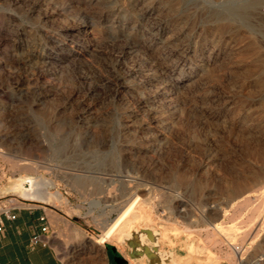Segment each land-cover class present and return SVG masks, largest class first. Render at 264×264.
Masks as SVG:
<instances>
[{
  "label": "rangeland",
  "instance_id": "374dc122",
  "mask_svg": "<svg viewBox=\"0 0 264 264\" xmlns=\"http://www.w3.org/2000/svg\"><path fill=\"white\" fill-rule=\"evenodd\" d=\"M263 171L264 0H0V208L44 207L63 264H97L93 239L137 197L153 249L233 264L236 239L237 264H254L264 243L233 217L264 181L231 190ZM39 174L59 197L10 189ZM117 241L103 247L152 264Z\"/></svg>",
  "mask_w": 264,
  "mask_h": 264
},
{
  "label": "bare ground",
  "instance_id": "6f19581e",
  "mask_svg": "<svg viewBox=\"0 0 264 264\" xmlns=\"http://www.w3.org/2000/svg\"><path fill=\"white\" fill-rule=\"evenodd\" d=\"M34 164L35 163L33 162L21 163L19 161H16L14 162V167L21 169L22 167H24L25 169L27 168L33 169L36 170L37 172V170L40 169L41 166L35 164L36 166H40L38 168ZM48 168L52 169V167H48ZM263 181H264V171L260 175H256L254 180L247 181L244 184H240L238 190L233 188L231 190V193L233 195H237L239 193L242 194L245 192L255 191L254 190L255 186H257ZM51 183L52 181L46 175L39 174L38 177L28 176L27 178H20L13 186H11L10 189L19 196L24 198L32 197L39 200L50 201L54 197H59V193L53 194L48 191L47 188L49 185H51ZM255 192L258 193L248 194L238 203V206L240 208H244V207L247 209L249 208L251 210L250 212L252 213L251 214L249 213L250 215L247 217V219H244L242 217V214L241 216L238 215L236 217H233V226L238 227L241 230L240 237L238 238L240 240L251 238L252 236H254L253 235L254 229H257V232L255 231L256 234L254 237L257 238V240H259L260 238L259 243L263 244L264 233L262 232L264 231V190L259 189L256 190ZM139 199L140 198L137 197L129 201V203L120 213V215L116 219L106 224L104 228L105 229L104 234L101 237H99V239L96 241L100 245L99 249L104 250L103 244L108 238H117L118 239L117 242L119 243L129 242L134 245L135 247V249L133 250L134 259L141 258V255L143 256L146 255L147 257H149V260L152 261L153 264H182V260L177 258L174 255V253H172L171 251H159L150 247V243L151 244L158 243L157 233H149L148 234L149 241H148L146 239L147 235L145 231L135 229L134 225L136 222V218L140 216L139 213H137V209H138L137 205ZM248 228H252L251 231L247 230ZM78 230L84 233L83 229L78 228ZM214 232L216 233V231ZM231 246L233 251H229L228 255L227 254L226 255L228 258L231 259L233 264H237V261L240 258V257L238 258L237 255L240 254L243 247L237 244L236 239L235 240L232 239ZM202 251L211 252V249L207 245H204L202 247ZM242 259L243 257H241V260ZM254 264H264V254H262V256H259Z\"/></svg>",
  "mask_w": 264,
  "mask_h": 264
},
{
  "label": "crops",
  "instance_id": "0c3cea01",
  "mask_svg": "<svg viewBox=\"0 0 264 264\" xmlns=\"http://www.w3.org/2000/svg\"><path fill=\"white\" fill-rule=\"evenodd\" d=\"M65 215L68 217L67 214ZM54 217L60 220L59 216L55 215ZM53 221L54 218L42 206L34 208L11 207L0 219V224L4 226L3 231L0 232V264H63L57 256L48 250L46 244L32 242V238L36 234H40L44 238L53 237L57 232ZM67 225L71 227L70 221H67ZM43 227H47V229L44 231ZM84 233L83 238H87V233L85 231ZM98 239H93L92 245L100 246L96 242ZM113 247L116 246L111 243L104 246V250L96 247L100 252L97 264H116L115 257L118 254L124 256L117 247L116 252H113Z\"/></svg>",
  "mask_w": 264,
  "mask_h": 264
},
{
  "label": "built area",
  "instance_id": "2783aa9c",
  "mask_svg": "<svg viewBox=\"0 0 264 264\" xmlns=\"http://www.w3.org/2000/svg\"><path fill=\"white\" fill-rule=\"evenodd\" d=\"M9 210H10V209L0 208V219H1V216H2L4 213L8 212ZM3 229H4V226L0 224V232L3 231ZM46 229H47V227H43V230H44V231H45ZM42 241H43V237H42L40 234H36V235H34L33 238H32V242H33L34 244H38V243H40V242H42Z\"/></svg>",
  "mask_w": 264,
  "mask_h": 264
},
{
  "label": "water",
  "instance_id": "95a60500",
  "mask_svg": "<svg viewBox=\"0 0 264 264\" xmlns=\"http://www.w3.org/2000/svg\"><path fill=\"white\" fill-rule=\"evenodd\" d=\"M113 252H116V247H113ZM132 257H133V252H132ZM115 261H116V264H127L128 263V260L120 254H118L115 257ZM150 262L152 263V261H150Z\"/></svg>",
  "mask_w": 264,
  "mask_h": 264
}]
</instances>
